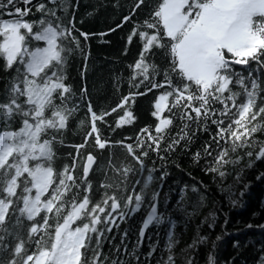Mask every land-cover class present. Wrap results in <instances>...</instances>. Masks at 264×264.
Listing matches in <instances>:
<instances>
[{"label":"snow or ice","instance_id":"6c2138e0","mask_svg":"<svg viewBox=\"0 0 264 264\" xmlns=\"http://www.w3.org/2000/svg\"><path fill=\"white\" fill-rule=\"evenodd\" d=\"M77 7L71 0H0V17H9L0 18V59L5 72H15L0 101V264H119L127 250L106 237L122 222V205L139 199L125 187L127 162L188 152L197 132L207 139L192 155L202 154L206 171L208 161L219 163L245 146L258 143L264 155V140L247 139L264 135V82L251 70L252 63L264 69V0H130L115 27L99 33L81 31ZM111 7L119 9V0ZM33 9L39 19L26 18ZM124 24L123 52L137 42L129 90L115 107L101 108L84 83L87 44ZM73 53L84 62L76 91L65 79ZM238 65L247 76L234 70ZM147 93L156 135L147 125L125 138L116 129L133 123V104ZM166 106L169 116L162 118ZM81 110L83 135L69 146V162L54 167L55 146L64 144L68 122ZM177 119L176 132L165 136L162 127ZM90 172L104 177L95 190Z\"/></svg>","mask_w":264,"mask_h":264},{"label":"trees","instance_id":"16d2710c","mask_svg":"<svg viewBox=\"0 0 264 264\" xmlns=\"http://www.w3.org/2000/svg\"><path fill=\"white\" fill-rule=\"evenodd\" d=\"M36 2L32 0L33 4ZM71 2L78 3L76 21L81 31L99 33L107 32L109 26L115 27L121 13L127 11L130 0H119L121 7L115 10L111 5L117 0ZM57 14L60 15L59 11ZM0 18L9 17L4 15ZM26 18L39 19V13H34L33 9ZM127 30L128 25L124 24L113 33L102 38L93 37L88 41L84 83L92 103L101 108L115 107L119 96L128 93V65L137 55V42L133 41L128 45V52H123V38ZM82 67L84 62L81 56L73 53L68 58L65 70L66 82L72 85L73 91L80 85L78 69ZM244 67L238 65L234 70L247 76ZM251 70L254 76L264 82V69L257 71L255 63H252ZM14 75L12 69L7 72L3 70L0 59V101L4 99L5 86ZM171 99L169 97V101ZM152 103V93L137 97L133 104L136 119L116 131L127 138L133 135V128L138 132L140 128L152 125L151 134L156 135L153 123L155 117L151 116ZM167 116L168 106L161 113L162 118ZM84 118L85 113L81 110L69 120V126L64 132V144L55 146L57 159L54 167L59 168L69 162L65 158L66 154L72 151L69 146L78 143L83 135L84 128L77 127V124ZM113 118L115 113H111L108 119ZM10 123L13 128L18 127L19 118H14ZM178 124L179 120H174L172 124L162 127L161 132L165 136L175 133ZM97 126L100 127L99 123ZM245 127H251V124L245 123ZM3 129V119L0 118V131ZM241 131L237 129L238 133ZM101 133H104V128H101ZM111 135L115 136V133ZM140 135L143 137L144 134ZM205 139L206 133L197 132L188 152L176 151L167 158L159 159L145 157L142 165L127 162L130 174L125 187H134L139 199H133L130 205H122L120 212L123 220L118 222L111 236L106 237L112 239L113 247L127 250L126 255L118 254L123 255L119 264H170V261L173 264H264V155L256 151L259 144L250 150L247 146L238 148L219 163L208 161L211 167L206 171L202 154L192 155ZM247 139L261 141L264 135L257 132ZM112 151L115 163L118 149L113 147ZM79 168L78 159L77 170ZM77 170L73 171L74 176ZM108 175L111 176V172ZM90 178L93 190L104 179L101 173L93 177L91 172ZM154 205L157 208V219L141 240V226ZM107 249L108 245L105 244L104 250Z\"/></svg>","mask_w":264,"mask_h":264},{"label":"water","instance_id":"95a60500","mask_svg":"<svg viewBox=\"0 0 264 264\" xmlns=\"http://www.w3.org/2000/svg\"><path fill=\"white\" fill-rule=\"evenodd\" d=\"M157 208L154 205L150 211L148 212V214L146 215L143 224L141 226L139 235H140V239L143 240L145 238V235L148 231V229L152 226V224L155 222V220L157 219Z\"/></svg>","mask_w":264,"mask_h":264}]
</instances>
